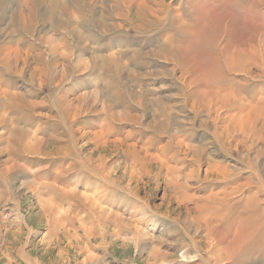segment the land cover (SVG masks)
Listing matches in <instances>:
<instances>
[{
    "label": "rangeland",
    "instance_id": "obj_1",
    "mask_svg": "<svg viewBox=\"0 0 264 264\" xmlns=\"http://www.w3.org/2000/svg\"><path fill=\"white\" fill-rule=\"evenodd\" d=\"M0 264H264V0H0Z\"/></svg>",
    "mask_w": 264,
    "mask_h": 264
},
{
    "label": "bare ground",
    "instance_id": "obj_2",
    "mask_svg": "<svg viewBox=\"0 0 264 264\" xmlns=\"http://www.w3.org/2000/svg\"><path fill=\"white\" fill-rule=\"evenodd\" d=\"M25 1H27V0H25ZM64 9H65V8H64ZM20 10H21V9H20ZM20 10H19V11H20ZM71 30H72V29H71Z\"/></svg>",
    "mask_w": 264,
    "mask_h": 264
}]
</instances>
